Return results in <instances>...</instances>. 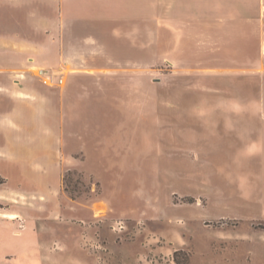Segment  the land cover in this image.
<instances>
[{"label":"rangeland","instance_id":"rangeland-1","mask_svg":"<svg viewBox=\"0 0 264 264\" xmlns=\"http://www.w3.org/2000/svg\"><path fill=\"white\" fill-rule=\"evenodd\" d=\"M223 2L0 0V126L13 133H0V211L29 218L0 220V260L65 242L69 264H264V68L223 82L202 53L222 54L223 26H155L161 7L223 18ZM238 2L244 16L264 8Z\"/></svg>","mask_w":264,"mask_h":264},{"label":"crops","instance_id":"crops-1","mask_svg":"<svg viewBox=\"0 0 264 264\" xmlns=\"http://www.w3.org/2000/svg\"><path fill=\"white\" fill-rule=\"evenodd\" d=\"M223 18H209L205 15H197L192 16L186 19H181L179 17L173 16L172 18L165 19L163 16V7H161L160 14L157 15L156 20L157 23L155 26H185V31H188L187 34L191 35V32H195L197 35V31H212L213 26H223V51L219 57H215L210 55V51L208 50V45L205 41L203 48V62L205 64H214L218 67H214L216 69H223V82H226L230 78H240L245 74H250L252 77H255L257 72H262L264 68V54L258 53L257 57H255V47L258 45V41L264 36V8L257 6L256 12H253L252 15L244 16L243 8L239 7L238 0L230 1L223 0ZM135 20V19H134ZM184 20V21H182ZM187 20V21H185ZM119 24H121V20H119ZM125 26H131L133 18L124 19L123 20ZM147 21V20H146ZM142 22H139V26ZM121 26V25H118ZM135 26V25H134ZM193 30V31H192ZM222 32V31H220ZM210 34V32H209ZM222 37V36H221ZM192 37L188 36L187 38V49L189 54L193 52L194 45L192 43ZM264 51V49H263ZM255 58V59H254ZM248 66V67H247ZM249 68V69H245ZM213 69V68H212ZM258 95L259 90H250V93ZM231 94L233 96L240 95L239 93H243L241 88L238 86H224L223 94ZM233 102H240V98L235 97L231 99ZM12 115H9L13 122L16 120V110H12ZM9 124V122H6ZM2 125V124H1ZM4 126H0V133L7 132L11 136L13 135L12 130L6 129ZM4 135V134H3ZM5 136V135H4ZM0 139H2L0 137ZM8 139V138H7ZM0 157L1 158H9L10 153L8 151H4L0 149ZM16 201V200H14ZM6 213L12 214V217H4L0 216V220L7 221H21L25 223L29 220L26 216H23L20 212L16 211H2ZM1 213V211H0ZM21 228L16 229L14 234L17 237L22 236ZM90 239L91 236L87 235V233H81L77 240V248L81 251V254L87 255L86 247L84 246L83 240L84 238ZM39 255L40 258L36 261L31 260L30 258L22 260L23 262L18 261V264H69L65 262V257L63 254H66L68 251V243L61 242L60 248L63 250H57V248L52 243H42L40 244ZM62 252V253H58ZM60 255V257L57 256ZM21 253H18L17 256ZM8 256V255H7ZM11 258L14 256L10 254ZM16 256V255H15ZM65 256V255H64ZM97 256L93 254L92 258L96 259V263L92 264H100V258H96ZM28 260V261H27ZM10 264L9 256L7 257V261L0 260V264ZM75 264H88L85 259H77Z\"/></svg>","mask_w":264,"mask_h":264},{"label":"built area","instance_id":"built-area-1","mask_svg":"<svg viewBox=\"0 0 264 264\" xmlns=\"http://www.w3.org/2000/svg\"><path fill=\"white\" fill-rule=\"evenodd\" d=\"M36 71L37 72V75L43 77V80L45 83L49 84V85H53V75L50 74L48 71H46V69H44L43 67H40V66H36V65H32L29 69V71ZM26 74L27 72H23V73H20L19 75L23 78L26 77ZM64 82V78H59L58 81H57V84H61Z\"/></svg>","mask_w":264,"mask_h":264},{"label":"bare ground","instance_id":"bare-ground-1","mask_svg":"<svg viewBox=\"0 0 264 264\" xmlns=\"http://www.w3.org/2000/svg\"><path fill=\"white\" fill-rule=\"evenodd\" d=\"M0 216H4V217H12V214L10 213H6V212H1Z\"/></svg>","mask_w":264,"mask_h":264}]
</instances>
